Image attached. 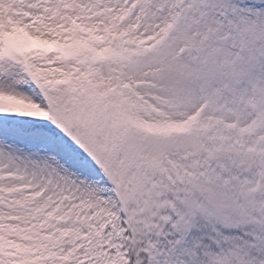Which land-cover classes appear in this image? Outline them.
Returning <instances> with one entry per match:
<instances>
[{"label": "snow or ice", "instance_id": "6c2138e0", "mask_svg": "<svg viewBox=\"0 0 264 264\" xmlns=\"http://www.w3.org/2000/svg\"><path fill=\"white\" fill-rule=\"evenodd\" d=\"M0 264H264V0H0Z\"/></svg>", "mask_w": 264, "mask_h": 264}]
</instances>
